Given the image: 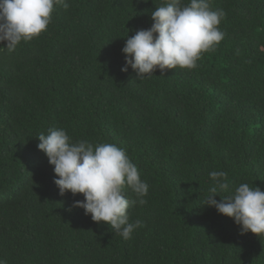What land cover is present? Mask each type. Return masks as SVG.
<instances>
[{
    "label": "trees",
    "instance_id": "1",
    "mask_svg": "<svg viewBox=\"0 0 264 264\" xmlns=\"http://www.w3.org/2000/svg\"><path fill=\"white\" fill-rule=\"evenodd\" d=\"M67 3L54 7L39 37L0 49V259L264 264V236L241 235L232 218L203 205L211 171L228 174L221 195L242 183L264 191V0H211L226 13L215 50L194 69H157L143 80L130 66L121 70L122 49L151 27L163 0ZM243 17L260 30L237 25ZM52 128L73 142L115 144L137 165L149 193L128 209L130 222H141L130 239L73 207L83 194H59L54 166L37 147Z\"/></svg>",
    "mask_w": 264,
    "mask_h": 264
},
{
    "label": "clouds",
    "instance_id": "2",
    "mask_svg": "<svg viewBox=\"0 0 264 264\" xmlns=\"http://www.w3.org/2000/svg\"><path fill=\"white\" fill-rule=\"evenodd\" d=\"M56 5L69 7L67 0H0V45L6 42L0 49L13 52L21 42L39 37L47 30ZM225 15L223 9L213 10L211 0H163L162 6L151 12V27L136 30L126 39L122 49L126 65L121 70L127 72L130 66L143 80L157 69L163 73L177 67L196 68L203 54L214 51L223 40L225 34L219 25ZM237 25L249 33L260 30L257 22L246 17L239 18ZM38 138V149L54 166L59 194H83L84 199L74 201L73 207L82 208L94 222L107 223L114 234L130 239L141 222H130L128 209L147 203L144 197L149 184L126 151L112 143L73 142L62 128L49 129L47 135L41 133ZM209 176L213 183L203 205L232 218L241 235L251 232L264 236V191L242 183L234 193L221 195L229 190L228 174L211 171ZM126 189L136 199L129 200ZM217 195L222 197L220 201L215 199ZM0 264L6 261L0 259Z\"/></svg>",
    "mask_w": 264,
    "mask_h": 264
},
{
    "label": "bare ground",
    "instance_id": "3",
    "mask_svg": "<svg viewBox=\"0 0 264 264\" xmlns=\"http://www.w3.org/2000/svg\"><path fill=\"white\" fill-rule=\"evenodd\" d=\"M248 54V53H247ZM248 57V56H247Z\"/></svg>",
    "mask_w": 264,
    "mask_h": 264
}]
</instances>
